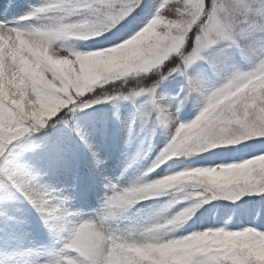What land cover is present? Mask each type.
Segmentation results:
<instances>
[{
  "label": "snow or ice",
  "instance_id": "6c2138e0",
  "mask_svg": "<svg viewBox=\"0 0 264 264\" xmlns=\"http://www.w3.org/2000/svg\"><path fill=\"white\" fill-rule=\"evenodd\" d=\"M0 264H264V0H0Z\"/></svg>",
  "mask_w": 264,
  "mask_h": 264
}]
</instances>
